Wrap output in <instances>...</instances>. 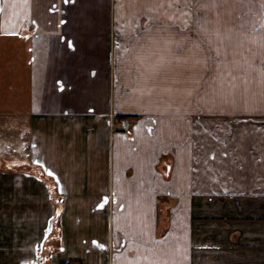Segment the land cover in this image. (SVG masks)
<instances>
[{
  "label": "crops",
  "instance_id": "1",
  "mask_svg": "<svg viewBox=\"0 0 264 264\" xmlns=\"http://www.w3.org/2000/svg\"><path fill=\"white\" fill-rule=\"evenodd\" d=\"M133 5L0 0V264H264V0Z\"/></svg>",
  "mask_w": 264,
  "mask_h": 264
},
{
  "label": "rangeland",
  "instance_id": "2",
  "mask_svg": "<svg viewBox=\"0 0 264 264\" xmlns=\"http://www.w3.org/2000/svg\"><path fill=\"white\" fill-rule=\"evenodd\" d=\"M133 1L140 4V6L135 7L133 5V7H131L129 10L130 12L141 11L144 14H146L148 13V11L152 9L159 8L163 10L162 16L163 15L171 16L174 13V11L170 8L172 0H133ZM162 47L165 50L167 49L168 51H170V48H172V43H170L169 41H165ZM174 58L176 57L171 56V53L156 57L143 55L141 57V62L147 60V62L144 63V65H146L148 69H151L152 67L154 69H157L158 67H162L163 71L157 72L154 75V77L156 76L155 79L168 81L170 83L171 76L173 74L171 71V66L172 63H174ZM180 58L182 61L183 57ZM194 59L195 61L192 62L194 66H200L201 64H203L201 57H195ZM163 66H165V68ZM231 81H235V79L232 78ZM155 91H156L155 93L156 96L159 95L170 96L171 88H166L165 85H161V88L160 89L156 88ZM147 94H151V91H149ZM140 98H143L142 93L140 95ZM22 123L23 121H20L19 124ZM25 129L26 127H21V131L22 130L24 131ZM14 130L15 129L13 128V122L11 119H7V118L0 119V171H4V170L10 171V169L12 168L15 169L17 168V165L20 162H25V160L28 158L29 139H27V135H26V138L21 141L20 136H16L15 134H13V132H15ZM23 149L26 150V153L24 152Z\"/></svg>",
  "mask_w": 264,
  "mask_h": 264
},
{
  "label": "built area",
  "instance_id": "3",
  "mask_svg": "<svg viewBox=\"0 0 264 264\" xmlns=\"http://www.w3.org/2000/svg\"><path fill=\"white\" fill-rule=\"evenodd\" d=\"M123 128H124L125 130H129V125H128L127 123H124V124H123Z\"/></svg>",
  "mask_w": 264,
  "mask_h": 264
}]
</instances>
